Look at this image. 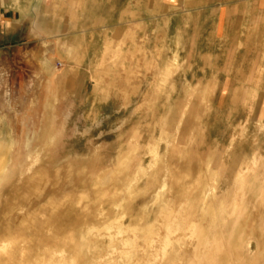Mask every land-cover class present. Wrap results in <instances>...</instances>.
<instances>
[{"label": "clouds", "instance_id": "1", "mask_svg": "<svg viewBox=\"0 0 264 264\" xmlns=\"http://www.w3.org/2000/svg\"><path fill=\"white\" fill-rule=\"evenodd\" d=\"M164 5L12 0L0 264H264V0Z\"/></svg>", "mask_w": 264, "mask_h": 264}, {"label": "crops", "instance_id": "2", "mask_svg": "<svg viewBox=\"0 0 264 264\" xmlns=\"http://www.w3.org/2000/svg\"><path fill=\"white\" fill-rule=\"evenodd\" d=\"M4 6L0 7V29H7L9 25L15 26V22L20 19V14L16 12L14 9L11 8L12 0H3ZM195 4H199L200 6L206 9V12L210 13L211 7L217 6L219 0H194ZM22 6H27V0H21ZM169 6H162L161 7V15L171 16L172 13L168 12ZM7 9V10H6ZM179 16L174 17L173 23L177 20ZM215 19L214 17L209 19L207 23L204 22V18L202 17L201 23L203 27L206 28V25H211L212 20ZM219 23L223 26L225 23L224 19L221 18ZM22 41V38L19 36L13 37L7 40H0V49H9L15 47L17 42Z\"/></svg>", "mask_w": 264, "mask_h": 264}, {"label": "rangeland", "instance_id": "3", "mask_svg": "<svg viewBox=\"0 0 264 264\" xmlns=\"http://www.w3.org/2000/svg\"><path fill=\"white\" fill-rule=\"evenodd\" d=\"M113 3L117 5L118 11L122 7H128L129 5H132L133 10H135L138 7L141 10L144 19L152 21L153 27L156 25V23L162 24L164 19L167 18L166 15L163 14L161 15V12L156 17H148L147 14L144 12V9L146 8L150 11L155 10L156 0H113ZM71 4H72V0H67V6L70 7ZM179 22H180L179 17L174 23L172 20L171 27L173 31L175 30ZM209 26L210 25H206V28H208ZM21 45H22V41L17 42V45L15 47L6 50L4 49L7 55L6 57L0 56V61H2L3 59H7L8 61L15 63L18 52H22V47H20ZM24 71L25 69L20 68L18 66L15 68L16 75H22Z\"/></svg>", "mask_w": 264, "mask_h": 264}]
</instances>
